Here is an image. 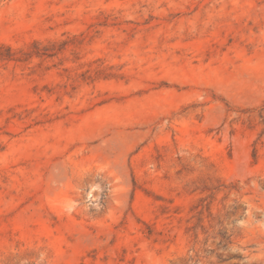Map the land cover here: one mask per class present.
<instances>
[{"label":"rangeland","instance_id":"374dc122","mask_svg":"<svg viewBox=\"0 0 264 264\" xmlns=\"http://www.w3.org/2000/svg\"><path fill=\"white\" fill-rule=\"evenodd\" d=\"M0 264H264V0H0Z\"/></svg>","mask_w":264,"mask_h":264}]
</instances>
